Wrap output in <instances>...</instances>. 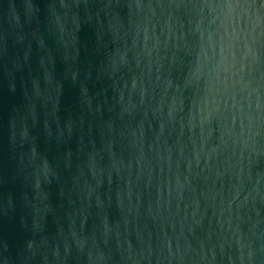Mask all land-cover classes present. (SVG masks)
Wrapping results in <instances>:
<instances>
[{"label": "water", "instance_id": "water-1", "mask_svg": "<svg viewBox=\"0 0 264 264\" xmlns=\"http://www.w3.org/2000/svg\"><path fill=\"white\" fill-rule=\"evenodd\" d=\"M0 264H264V3L0 0Z\"/></svg>", "mask_w": 264, "mask_h": 264}, {"label": "snow or ice", "instance_id": "snow-or-ice-1", "mask_svg": "<svg viewBox=\"0 0 264 264\" xmlns=\"http://www.w3.org/2000/svg\"><path fill=\"white\" fill-rule=\"evenodd\" d=\"M262 3H264V0H261Z\"/></svg>", "mask_w": 264, "mask_h": 264}]
</instances>
